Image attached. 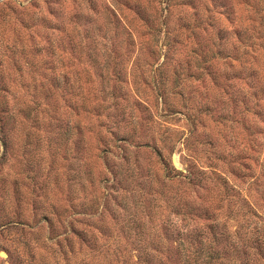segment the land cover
Instances as JSON below:
<instances>
[{
    "label": "rangeland",
    "instance_id": "374dc122",
    "mask_svg": "<svg viewBox=\"0 0 264 264\" xmlns=\"http://www.w3.org/2000/svg\"><path fill=\"white\" fill-rule=\"evenodd\" d=\"M51 1L0 0V264H74L67 256L58 255L55 246L57 238H65L71 228L81 230L102 222L115 228L134 221L150 225L149 208L135 207L125 186L108 187L112 196L104 219L90 222L91 202L100 198L98 186H92L89 179L90 170L95 172L93 151L98 147L109 151L110 167L113 160L118 166L126 157L131 167L137 162L146 172L157 162L158 149L177 170L185 171L189 160L195 158L201 168L215 166L214 171L229 178L235 189H247L240 177L246 170L248 151L257 159L258 168L264 160V133L254 127L261 125L259 118L219 108L213 111L217 113H206L201 108L206 103L203 94L211 97L213 90L198 80L184 86L182 104L179 98L168 100L182 112L171 115L167 105L127 77L126 83L122 79L119 84L121 90L112 94L114 98L106 97L104 104L109 108L101 110L105 122L98 127L95 115L88 113L84 66H75L70 60L73 48L101 47L93 37L105 31L103 18L112 11L119 19V23L113 21L112 28L118 35L122 33L120 19H124L137 44L119 50L107 42V47L133 54L132 61L141 45L142 54H147L139 11L150 16L167 14L171 31L186 24L184 18L194 15V9L206 18L209 0H172L167 12L162 0H57L56 5ZM220 3L233 5L232 11L219 15L218 24L228 29H232L225 18L228 15L242 20L246 14L264 16V0H254L257 6L253 0H218ZM181 27L178 33L183 46L177 47L175 59L183 61L191 49L184 46L188 32ZM140 59L139 71H145V60ZM131 66L126 63L124 71ZM189 75L184 74L182 81ZM189 118L195 119L196 132L191 133ZM178 139L181 143L175 144L171 154L170 142ZM121 166L124 177L132 176L125 171L126 163ZM125 197L127 210L121 205ZM114 210L117 218L111 217Z\"/></svg>",
    "mask_w": 264,
    "mask_h": 264
},
{
    "label": "trees",
    "instance_id": "16d2710c",
    "mask_svg": "<svg viewBox=\"0 0 264 264\" xmlns=\"http://www.w3.org/2000/svg\"><path fill=\"white\" fill-rule=\"evenodd\" d=\"M51 2L56 5L57 0ZM171 2L161 1L165 12ZM209 3L210 13L206 18L196 14L194 8V15L184 18L186 24L182 27L188 32L184 46L191 51L183 61L175 59L177 47L183 46L178 33L181 26L170 31L167 14L150 16L140 11L137 19L146 30L142 35L146 55L142 54V45L132 61L133 54L113 51L137 44L135 34L124 19H120L122 33L118 35L112 28L114 22L119 23L113 11L103 18L105 31L93 37L101 47L72 49V64L84 66L88 113L95 115L98 127L105 122L101 119V110L109 108L104 104L106 97L114 98L117 88L121 90L122 79L126 83V78L130 77L143 91L151 92L161 104L167 105L171 115L182 112L176 105H169L168 100L179 98L182 104L186 98L184 86L198 80L213 90L211 97L203 94L206 103L201 108H205L206 113L216 108L230 110L232 114L246 112L259 118L261 125L254 127L264 133V16L255 18L246 14L242 20L240 16L228 15L225 18L232 26L228 29L218 24L219 15L232 11L233 5L217 4L218 0H209ZM215 9L222 12H211ZM107 42L111 43V51ZM140 58L145 60V71H139ZM126 63L132 66L125 72ZM184 74L190 75L182 81ZM66 75L63 74V79L67 82ZM189 119L192 120L191 133L196 132L195 119ZM2 131L0 127V135ZM177 141L170 142L171 154L175 144L181 143L180 139ZM94 153L95 172L90 170L89 179L92 186H98L100 198L91 202L90 222L104 219L108 198L112 196V189L108 187L125 186V190H130L135 207L149 208L150 225L134 221L115 228L102 222L99 226L85 225L81 230L71 228L65 238H57L55 242L58 255L67 256L74 264H264V160L258 168L252 151L245 157L246 170L240 177L246 181L244 192L235 189L229 178L214 171L215 166L201 168L195 158L189 160L185 171L177 170L157 149V162L144 172L139 163L131 167L129 159L123 157L121 165L126 163L125 171L132 174L124 177L123 167L117 166L115 160L113 166H109L107 149L98 147ZM145 196L143 201L135 200ZM127 199L121 202L124 210L128 209ZM95 206H99L96 211ZM115 212L111 217L117 218ZM131 233L134 234L130 238Z\"/></svg>",
    "mask_w": 264,
    "mask_h": 264
}]
</instances>
